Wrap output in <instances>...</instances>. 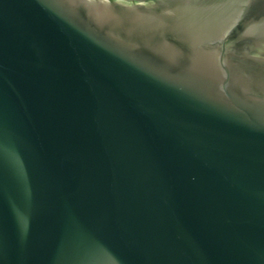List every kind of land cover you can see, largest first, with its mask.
I'll list each match as a JSON object with an SVG mask.
<instances>
[{
	"label": "water",
	"instance_id": "95a60500",
	"mask_svg": "<svg viewBox=\"0 0 264 264\" xmlns=\"http://www.w3.org/2000/svg\"><path fill=\"white\" fill-rule=\"evenodd\" d=\"M0 264H264V0H0Z\"/></svg>",
	"mask_w": 264,
	"mask_h": 264
}]
</instances>
